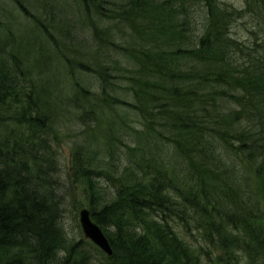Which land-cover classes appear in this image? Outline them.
Returning <instances> with one entry per match:
<instances>
[{
    "label": "trees",
    "instance_id": "obj_1",
    "mask_svg": "<svg viewBox=\"0 0 264 264\" xmlns=\"http://www.w3.org/2000/svg\"><path fill=\"white\" fill-rule=\"evenodd\" d=\"M227 4L0 0V264H264V46L231 36L245 10ZM70 120L68 171L110 255L64 228Z\"/></svg>",
    "mask_w": 264,
    "mask_h": 264
},
{
    "label": "rangeland",
    "instance_id": "obj_2",
    "mask_svg": "<svg viewBox=\"0 0 264 264\" xmlns=\"http://www.w3.org/2000/svg\"><path fill=\"white\" fill-rule=\"evenodd\" d=\"M221 1L228 3L227 5L229 6L232 5L236 9L245 10V12L240 16V18H237L234 24L232 25L231 30H230L231 36L239 40H242V41L249 42L253 40L264 46V18L263 16L261 14L260 16H257V17L252 15V14H257V13L249 12L250 9L247 8L246 0H221ZM198 7L200 8L199 5ZM9 15H11L10 18H13L11 19L13 22V26H12L13 28L11 29L14 30L16 37L20 36L21 38H24V32L26 30L28 32L34 31L32 28L33 27L32 23L28 19L23 17L15 7H12L11 14ZM47 45L53 52L54 57L57 61V57H56L57 47L54 45L53 42H48ZM31 53L33 56L34 55L37 56L35 52H31ZM116 56L118 58L121 57V55L118 52L116 53ZM93 88L96 89L95 86H93ZM96 92H100L99 88L96 89ZM99 99L100 100L96 103L95 109L96 110L101 109L108 113V108L106 104L104 103L103 98H99ZM119 110L122 111L124 110V108H119ZM127 113H128L129 119L133 121V124L135 125L136 123V125H138L137 120H139V116H136L132 111H128ZM70 121L60 129V133H59L60 134V144L58 146L57 144L55 145L59 153L60 165L61 167H63V169L60 172V175L66 182V186H65L66 189L62 191L63 193L66 192L65 202L63 204L62 220H63L64 228L69 236H71L72 238L76 240H81L82 238V240L85 242L89 240L86 237H84V234L79 225V212L83 208L87 209L88 211L89 209L85 204L86 200H84L85 195L83 194L84 192L82 191V186H81L82 184L81 183L79 184L78 181H75V179L71 176L72 175V173H70L71 171H68V169L71 166V153L73 149L72 145H73V142H75V140L78 138V133L81 132L79 131V129L82 128V125L74 124V120L71 122ZM56 134H57V130H56ZM55 141H57V138ZM230 171H232L231 173L234 177H236V174H238L242 178V176L239 174L240 171H237L235 167L233 168L232 166ZM241 173H245L244 174L245 176H248L249 174L245 168H242ZM55 177L57 180V172H56ZM105 189L107 190L108 193L112 192L113 190L109 182L105 183ZM54 191L57 197V189H55ZM260 205L264 211V198L261 199ZM84 245L88 246V244L86 243ZM98 256L101 258V255L99 253H98ZM243 264H247V263L244 261Z\"/></svg>",
    "mask_w": 264,
    "mask_h": 264
},
{
    "label": "water",
    "instance_id": "obj_3",
    "mask_svg": "<svg viewBox=\"0 0 264 264\" xmlns=\"http://www.w3.org/2000/svg\"><path fill=\"white\" fill-rule=\"evenodd\" d=\"M79 223L86 238H88L106 254L110 255L112 253L107 237L101 228L92 221L89 211L85 208L81 209L79 212Z\"/></svg>",
    "mask_w": 264,
    "mask_h": 264
}]
</instances>
